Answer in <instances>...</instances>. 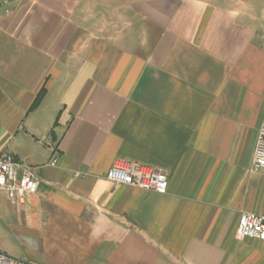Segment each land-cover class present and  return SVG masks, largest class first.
I'll return each instance as SVG.
<instances>
[{"label":"crops","instance_id":"obj_1","mask_svg":"<svg viewBox=\"0 0 264 264\" xmlns=\"http://www.w3.org/2000/svg\"><path fill=\"white\" fill-rule=\"evenodd\" d=\"M263 119L264 0H0V150L40 178L10 200L29 262L264 264L237 236L264 215ZM116 158L168 192L114 184Z\"/></svg>","mask_w":264,"mask_h":264},{"label":"built area","instance_id":"obj_2","mask_svg":"<svg viewBox=\"0 0 264 264\" xmlns=\"http://www.w3.org/2000/svg\"><path fill=\"white\" fill-rule=\"evenodd\" d=\"M56 159L51 164H55ZM251 171L264 174V119L261 122ZM78 175V174H77ZM107 179L116 185H128L148 191L167 193V173L156 166L116 158L107 172ZM40 178L31 167L18 161L9 148L0 150V190H4L12 202L26 194L38 191ZM239 238H257L264 241V215L245 211L241 214L237 229ZM0 264H31L0 252Z\"/></svg>","mask_w":264,"mask_h":264},{"label":"rangeland","instance_id":"obj_3","mask_svg":"<svg viewBox=\"0 0 264 264\" xmlns=\"http://www.w3.org/2000/svg\"><path fill=\"white\" fill-rule=\"evenodd\" d=\"M15 214V206L6 192L0 190V251L24 259L23 249L14 228L17 223Z\"/></svg>","mask_w":264,"mask_h":264},{"label":"water","instance_id":"obj_4","mask_svg":"<svg viewBox=\"0 0 264 264\" xmlns=\"http://www.w3.org/2000/svg\"><path fill=\"white\" fill-rule=\"evenodd\" d=\"M0 252L6 254V255H8V256L14 257V258H16V259H19V260H21V261L29 262V261H27V260H24V259H21V258H17V257H15V256H12V255L7 254V253H5V252H2V251H0ZM29 263H31V264H35V263H32V262H29Z\"/></svg>","mask_w":264,"mask_h":264},{"label":"trees","instance_id":"obj_5","mask_svg":"<svg viewBox=\"0 0 264 264\" xmlns=\"http://www.w3.org/2000/svg\"><path fill=\"white\" fill-rule=\"evenodd\" d=\"M43 93H44V89L39 93L38 99L42 97Z\"/></svg>","mask_w":264,"mask_h":264}]
</instances>
